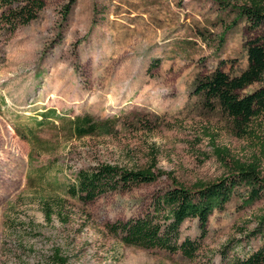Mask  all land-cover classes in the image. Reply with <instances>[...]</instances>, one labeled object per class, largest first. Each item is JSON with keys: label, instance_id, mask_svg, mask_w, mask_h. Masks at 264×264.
<instances>
[{"label": "rangeland", "instance_id": "obj_1", "mask_svg": "<svg viewBox=\"0 0 264 264\" xmlns=\"http://www.w3.org/2000/svg\"><path fill=\"white\" fill-rule=\"evenodd\" d=\"M245 1L45 0L29 23L0 25V264H52L55 249L71 264H232L262 246L264 195L244 204L245 187L214 211L195 259L126 245L108 227L144 213L174 180L190 187L228 176L232 159H257L264 176V118L240 129L196 92L217 68H247L246 43L264 24L240 15ZM48 109L56 115L37 126ZM83 115L105 125L78 138L68 120ZM27 124L47 152L30 157L16 130ZM99 163L151 165L158 178L89 203L70 195L77 172ZM45 200H59L51 219ZM181 231L199 237L198 220Z\"/></svg>", "mask_w": 264, "mask_h": 264}, {"label": "trees", "instance_id": "obj_2", "mask_svg": "<svg viewBox=\"0 0 264 264\" xmlns=\"http://www.w3.org/2000/svg\"><path fill=\"white\" fill-rule=\"evenodd\" d=\"M76 0H72V4ZM46 5L45 0H0V25L12 31L20 25L35 19ZM66 10V15L68 14ZM239 13L246 17L252 28L264 24V0H246L239 6ZM248 66L239 75L231 76L221 68L199 79L196 92L203 96L208 107L218 103L236 127L247 129L257 120L264 118V34L246 43ZM157 63V60H156ZM261 85L244 93L252 85ZM56 115L55 109L41 114L37 126ZM69 130L78 138L96 134L105 125L89 115L76 116L68 120ZM38 127L27 124L24 128L16 126L23 138L31 143L30 157L47 152L48 143L37 131ZM217 155L225 159L228 150L217 148ZM228 176L212 182L198 181L188 187L177 180L170 188L156 192L151 204L139 216L110 224V232L124 244L144 249H163L171 253L181 252L186 258L195 259L202 246V240L209 231L210 217L216 209L224 210L228 202L241 187H245L244 204H251L264 195V176L258 160L241 161L232 159ZM158 178L154 166L126 168L117 164L99 163L77 172L76 181L67 187V192L89 203L99 196L121 188H132L140 184L155 182ZM57 202L45 200L43 211L47 219L55 213ZM59 208V207H58ZM188 219H197L200 236H183L181 227ZM257 233L263 235L264 213L258 216ZM52 264H71L68 258L55 249L50 256ZM232 264H264V242L251 255Z\"/></svg>", "mask_w": 264, "mask_h": 264}]
</instances>
